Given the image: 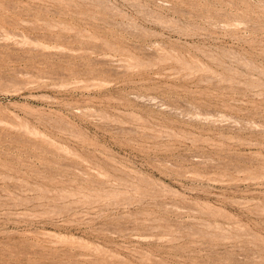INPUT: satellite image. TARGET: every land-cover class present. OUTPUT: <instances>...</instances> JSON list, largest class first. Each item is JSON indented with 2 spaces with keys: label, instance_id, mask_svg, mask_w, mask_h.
<instances>
[{
  "label": "rangeland",
  "instance_id": "rangeland-1",
  "mask_svg": "<svg viewBox=\"0 0 264 264\" xmlns=\"http://www.w3.org/2000/svg\"><path fill=\"white\" fill-rule=\"evenodd\" d=\"M0 264H264V0H0Z\"/></svg>",
  "mask_w": 264,
  "mask_h": 264
}]
</instances>
